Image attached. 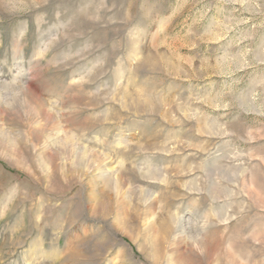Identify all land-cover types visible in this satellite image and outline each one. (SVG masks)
<instances>
[{
  "label": "rangeland",
  "instance_id": "rangeland-1",
  "mask_svg": "<svg viewBox=\"0 0 264 264\" xmlns=\"http://www.w3.org/2000/svg\"><path fill=\"white\" fill-rule=\"evenodd\" d=\"M0 264H264V0H0Z\"/></svg>",
  "mask_w": 264,
  "mask_h": 264
}]
</instances>
